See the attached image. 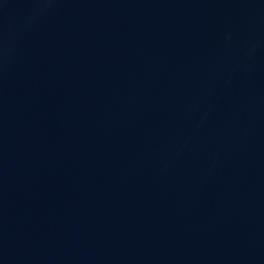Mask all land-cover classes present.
Listing matches in <instances>:
<instances>
[{"label":"water","instance_id":"1","mask_svg":"<svg viewBox=\"0 0 264 264\" xmlns=\"http://www.w3.org/2000/svg\"><path fill=\"white\" fill-rule=\"evenodd\" d=\"M0 264H264V0H0Z\"/></svg>","mask_w":264,"mask_h":264}]
</instances>
